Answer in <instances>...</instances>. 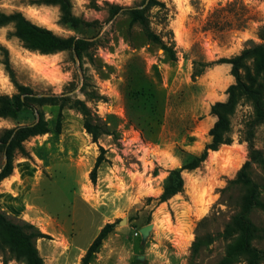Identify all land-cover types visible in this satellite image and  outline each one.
I'll list each match as a JSON object with an SVG mask.
<instances>
[{
  "label": "rangeland",
  "instance_id": "374dc122",
  "mask_svg": "<svg viewBox=\"0 0 264 264\" xmlns=\"http://www.w3.org/2000/svg\"><path fill=\"white\" fill-rule=\"evenodd\" d=\"M140 1L71 0L72 13L82 19L74 26L59 21L58 5L0 0V13L20 11L58 35L89 37L79 54L72 49L42 53L11 35L12 21L0 24V45L7 49L15 81L84 100L109 132L92 141L78 110L41 105L47 131L24 140V154L14 152L12 171L0 180V210L47 235L35 241L44 264H80L99 229L114 221L89 264H246L244 254L228 255L237 237L232 217L246 192L229 181L250 160L249 175L261 201L248 213L256 227L251 243L264 264V122H254L248 97L238 99L229 117L230 142L209 151L197 168L182 171L180 192L155 200L168 171L209 141L216 119L210 107L226 100V88L234 82L230 64L213 62L261 42L264 1L158 0L164 8H150V26L173 45L175 59L138 26L129 29L126 13L110 17L109 4ZM3 59L0 49V93L11 95L16 89ZM38 115L26 107L15 117H0V133ZM98 145L106 149L107 160L92 183ZM3 161L0 152V166ZM147 224L151 228L142 235Z\"/></svg>",
  "mask_w": 264,
  "mask_h": 264
},
{
  "label": "trees",
  "instance_id": "16d2710c",
  "mask_svg": "<svg viewBox=\"0 0 264 264\" xmlns=\"http://www.w3.org/2000/svg\"><path fill=\"white\" fill-rule=\"evenodd\" d=\"M47 4L58 5L60 16L59 21L65 24L77 25L82 19L75 16L71 11V0H43ZM264 1V0H263ZM159 5V9L164 8V4L158 0H141L138 4L122 6L119 4H109L110 17L117 13H126L129 16V29L133 25L140 28L147 40L158 44L170 59H175L173 45L162 39V36L155 32L150 26V8ZM12 21L14 31L11 35L18 37L23 46L29 49L38 50L42 53H54L59 50L72 49L80 53L90 42L89 37L61 36L51 29L32 23L20 11L12 13H0V24ZM87 23H89L87 21ZM259 43H252L243 47L238 54L230 57H221L213 63L230 64V72L234 77V82L226 88L227 98L224 101H216L210 107V113L216 117L212 126L208 130L210 137L205 143L200 153L192 155L177 168L168 171L163 183L161 193L155 197L160 203L180 192L183 188L184 180L182 171H192L197 168L206 158L209 151L217 150L220 145L230 142L227 135L230 125V115L232 114L238 99L246 96L252 101L254 109V122H264V24L259 28ZM4 52L2 61L5 70L16 89L11 95L0 93V117H15L22 108H31L39 114L33 121L5 128L0 133V152L3 161L0 166V180L8 176L12 171V158L15 151L24 154L23 141L28 137L41 134L47 131V126L38 108L44 104H58L61 109L65 104L78 110L83 118V127L90 133L92 141L97 142L102 134H108V129L103 122L96 121L97 117L92 113L84 100H71L67 93L37 92L28 85H23L15 81L13 69L8 59L7 49L0 45ZM212 64L207 63V65ZM200 70L195 69L194 74ZM60 111L56 120L55 128L60 130ZM89 178L92 183L96 182L97 169L100 164L106 161V149L98 145ZM256 159V158H255ZM250 160H246L237 170L235 178L229 184H238L246 188L245 195L240 203V212L232 217V223L237 230V237L229 250L228 255L244 254L246 264H260L261 254L251 243L256 227L250 221L248 213L250 209L261 201L258 199L256 188L249 175ZM227 187L222 190H226ZM116 222H106L87 246L85 253L81 257L80 264H89L94 254L98 251L103 239L111 232ZM47 235L41 232L35 225L28 221L21 220L15 222L2 210H0V254L2 262L6 264L8 260L15 259L23 264H44L35 241L39 237ZM191 250H196V239L191 244Z\"/></svg>",
  "mask_w": 264,
  "mask_h": 264
},
{
  "label": "water",
  "instance_id": "95a60500",
  "mask_svg": "<svg viewBox=\"0 0 264 264\" xmlns=\"http://www.w3.org/2000/svg\"><path fill=\"white\" fill-rule=\"evenodd\" d=\"M5 160L6 158L4 157V161ZM150 228H151V224L144 225L140 228V232L142 233V235H146Z\"/></svg>",
  "mask_w": 264,
  "mask_h": 264
},
{
  "label": "bare ground",
  "instance_id": "6f19581e",
  "mask_svg": "<svg viewBox=\"0 0 264 264\" xmlns=\"http://www.w3.org/2000/svg\"><path fill=\"white\" fill-rule=\"evenodd\" d=\"M44 135V134H43ZM16 178V177H15ZM13 179V178H12ZM7 183V182H6ZM21 212V211H20ZM25 213V212H24Z\"/></svg>",
  "mask_w": 264,
  "mask_h": 264
}]
</instances>
